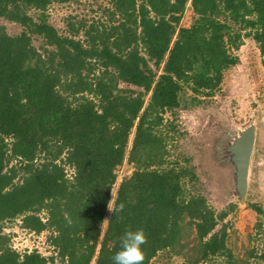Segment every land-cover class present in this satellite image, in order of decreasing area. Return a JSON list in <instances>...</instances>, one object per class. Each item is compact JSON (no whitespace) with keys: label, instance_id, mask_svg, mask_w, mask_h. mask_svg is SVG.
<instances>
[{"label":"trees","instance_id":"1","mask_svg":"<svg viewBox=\"0 0 264 264\" xmlns=\"http://www.w3.org/2000/svg\"><path fill=\"white\" fill-rule=\"evenodd\" d=\"M69 1L0 0V18L22 27L9 35L0 26V264L54 259L8 245L1 228L17 218L28 231H50L65 264H114L129 229L146 234L143 264L163 251L184 264H240L224 223L215 231L228 210L216 213L203 196L186 194L184 179L194 174L167 159L170 137L160 128L165 113L187 106L185 89L191 104L219 89L244 36L264 56V0H111L117 22L71 26L72 35L85 29L82 41L47 22L48 5ZM188 1L193 22L179 27ZM32 35L49 49L39 52ZM124 161L133 171L106 218ZM258 260L264 264V252Z\"/></svg>","mask_w":264,"mask_h":264},{"label":"rangeland","instance_id":"2","mask_svg":"<svg viewBox=\"0 0 264 264\" xmlns=\"http://www.w3.org/2000/svg\"><path fill=\"white\" fill-rule=\"evenodd\" d=\"M111 6V0L53 2L48 5L45 14L48 24L58 35L74 36L82 41L85 40V29L82 28L72 35L75 31L71 26L76 29L79 24L88 27L90 24L102 23L108 26L112 20L117 22L118 17L111 16ZM26 13L33 17L37 15V11L32 9H27ZM193 19L194 13L188 1L179 27H189ZM0 26H3L9 35H16L22 30L19 24L4 18H0ZM238 28V25H233L235 31ZM175 38L176 34L173 40ZM31 43L42 54L48 48L40 36L32 35ZM231 52L238 57V63L224 72L219 89L210 96L197 95L196 98L200 100L197 104L190 103L193 94L185 89L183 98L187 101V106L175 111V115L165 113L160 129L170 137L167 139V159L178 162L182 167H188L194 174L191 181L184 179L186 194L203 196L216 213L228 210L227 216L216 226L215 231L224 223L227 227V244L233 254L242 260L240 264H260L258 256L264 252V56L260 55L257 44L246 36L243 37L238 50ZM149 66L156 75L162 73V67L155 68L151 62ZM119 87L142 91L122 83ZM149 97L150 94L145 95V104ZM251 121L255 124V141L248 171L247 191L244 203L240 204L232 194L233 168L221 154L220 148L225 136L245 127ZM169 126H174V129L169 130ZM132 138L133 132L129 136L128 148ZM65 169L68 175L72 174V168ZM132 171V165L126 161L116 169V181L111 189L106 218L112 210L120 182L130 176ZM252 206H259L263 213L257 214ZM41 217L45 218L44 213H41ZM105 227L106 221L102 225V231ZM1 234L9 238L8 245L19 253L35 250L45 258L53 256L54 259L49 260V264H65L54 256L55 251L48 240L50 231H28L22 228L21 220L17 218L3 224ZM220 261L219 258H211V261L204 264ZM149 264H184V259L163 251L157 253Z\"/></svg>","mask_w":264,"mask_h":264},{"label":"water","instance_id":"3","mask_svg":"<svg viewBox=\"0 0 264 264\" xmlns=\"http://www.w3.org/2000/svg\"><path fill=\"white\" fill-rule=\"evenodd\" d=\"M255 141V124L251 121L241 129L227 135V140L220 148L221 154L228 158L233 168L234 191L240 204L244 203L247 191V178L251 155Z\"/></svg>","mask_w":264,"mask_h":264},{"label":"clouds","instance_id":"4","mask_svg":"<svg viewBox=\"0 0 264 264\" xmlns=\"http://www.w3.org/2000/svg\"><path fill=\"white\" fill-rule=\"evenodd\" d=\"M146 241L143 229L126 230L121 239V247L113 255L114 264H143L142 245Z\"/></svg>","mask_w":264,"mask_h":264},{"label":"flooded vegetation","instance_id":"5","mask_svg":"<svg viewBox=\"0 0 264 264\" xmlns=\"http://www.w3.org/2000/svg\"><path fill=\"white\" fill-rule=\"evenodd\" d=\"M229 135H230V134H229ZM226 140H227V136H225L224 141H223V144H225ZM223 144H222V145H223ZM226 159L228 160V158H226ZM233 183H234V181H233ZM234 190H235V189H234ZM234 190H233V191H234ZM233 195H234V194H233ZM234 196H235V195H234Z\"/></svg>","mask_w":264,"mask_h":264}]
</instances>
